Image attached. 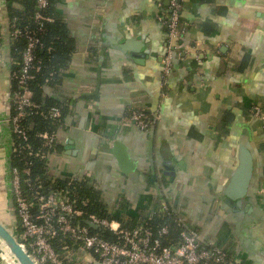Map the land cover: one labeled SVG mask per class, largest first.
Returning <instances> with one entry per match:
<instances>
[{
	"label": "crops",
	"instance_id": "1",
	"mask_svg": "<svg viewBox=\"0 0 264 264\" xmlns=\"http://www.w3.org/2000/svg\"><path fill=\"white\" fill-rule=\"evenodd\" d=\"M167 5L50 0L68 62L43 88L62 114L45 176L57 186L88 179L128 227L148 219L162 198L202 244L264 264V0H182V33L165 77ZM23 10L22 0H0V221L12 231L8 33L11 13ZM132 108L152 119L148 132L126 125ZM242 140L252 148L254 206L246 201L234 212L222 208L221 195Z\"/></svg>",
	"mask_w": 264,
	"mask_h": 264
},
{
	"label": "built area",
	"instance_id": "2",
	"mask_svg": "<svg viewBox=\"0 0 264 264\" xmlns=\"http://www.w3.org/2000/svg\"><path fill=\"white\" fill-rule=\"evenodd\" d=\"M168 17L165 25L168 31L167 51L162 59V74L167 77L171 71L172 42L182 33L180 24L182 0H167ZM49 7V0H35L32 16V30L14 29L10 40L22 41L19 69L11 76L9 105L12 115L9 124L12 132V153L18 157L11 168L12 195L14 200L15 223L13 233L16 240L29 253L36 264H243L240 252L231 255L224 247L215 244L204 245L200 242L196 230L183 225L173 207L165 202L160 205V212L170 216L178 228L171 243L163 240L170 237L169 227L160 225L155 230L139 225L125 229L116 220L100 219L88 215L70 201L63 190L45 194L36 179L31 178V169L39 159H45V152L33 151L27 144L29 136L22 127L26 116L39 112L40 105L32 100L30 82L40 74L35 50L41 44V37L46 34V24L53 20L44 14ZM14 82V87L12 85ZM61 117L60 107H52L47 119L57 120ZM126 125L135 126L140 132H148L153 125L152 119L143 111L132 108L127 111ZM26 145L20 147L14 138ZM35 138L42 145L52 149L56 135L39 132ZM28 194V195H27ZM155 215L151 212L148 220ZM91 223L99 231L113 235L115 241H108L98 234L90 232L85 224ZM64 237L70 244L62 247L60 255L54 248L52 240Z\"/></svg>",
	"mask_w": 264,
	"mask_h": 264
},
{
	"label": "trees",
	"instance_id": "3",
	"mask_svg": "<svg viewBox=\"0 0 264 264\" xmlns=\"http://www.w3.org/2000/svg\"><path fill=\"white\" fill-rule=\"evenodd\" d=\"M22 5L24 7V12L13 11L11 13V18L13 19L10 32L14 29L21 30H32L34 25L32 23V16L35 10V0H22ZM50 13V0L49 7L44 11L48 17ZM51 18V17H50ZM53 20V18H51ZM57 23H54V20L50 24H46V34L41 37V44L35 50V57L38 60V67L40 69V74L36 75L34 79L30 82V90L32 92V100L40 105L39 112L42 115L35 114V112L29 116H26L22 121V127L26 131L29 136V140L27 144L31 147V149L35 151L45 152V156L49 154V152L55 148V145L52 149H48L43 146L41 141L35 138L36 134L39 132H48V133H56V129L58 128L61 117L57 120L47 119L46 115L48 111L54 107L58 106L54 102H50L42 97L43 88L49 84H55L59 81V74H61L63 68L67 65V60L65 57L61 55L59 44L61 43L64 37V31L61 27L56 26ZM166 27V26H165ZM23 43L22 41L14 42L12 47V55H13V68H12V77L15 75L19 69L18 63L20 60V54L18 51L22 49ZM14 87V82H12ZM61 112V109H60ZM12 115V112H11ZM62 115V114H61ZM13 137V136H12ZM14 139V143H18L20 147L26 145L25 142H21ZM18 157L15 153H12V165L17 163ZM46 167V158L39 159L35 166L31 169V178L32 180L36 179L40 184L42 190L45 194L54 193L59 190H63L66 192L67 197L70 201H75L77 208L84 211L88 215H94L100 219L107 220H117L121 226L125 229H133L138 227L139 225H145L146 227L152 228L155 230L160 225H166L170 230V237L163 240L165 244L171 243V239L175 237L178 228L174 224L172 218L168 216L166 213L160 212V205L165 200L158 199V203L154 209L155 215L151 217V219L142 218L141 220L134 219V224L131 223V226H123L122 218L118 217V214H110L104 204L99 200V197L95 195L94 191L91 190V184L88 179H84L82 182L66 180L60 185H51L47 180L45 173ZM28 195V194H27ZM90 232L93 234H98L102 238L108 241H115V238L112 234L106 231H99L90 229ZM52 244L58 254L62 255V247L65 245H69L70 243L64 237H56L52 240ZM71 246V244H70ZM230 255L232 254L231 250L225 249ZM75 264V263H70Z\"/></svg>",
	"mask_w": 264,
	"mask_h": 264
},
{
	"label": "water",
	"instance_id": "4",
	"mask_svg": "<svg viewBox=\"0 0 264 264\" xmlns=\"http://www.w3.org/2000/svg\"><path fill=\"white\" fill-rule=\"evenodd\" d=\"M8 37L10 38V32L8 33ZM10 88L11 83L9 82L7 93L8 103ZM166 169L169 168L167 167ZM254 170L251 145L247 140H242L238 150V165L221 195L222 208L224 210L227 206L232 211L237 212L238 208H241L246 201L254 206V201L249 200V197L252 195V186L255 177ZM85 224L90 229L97 230V227L91 223L86 222ZM10 228L0 221V262L3 264H36L27 250L18 243ZM92 264L99 263L94 261Z\"/></svg>",
	"mask_w": 264,
	"mask_h": 264
},
{
	"label": "rangeland",
	"instance_id": "5",
	"mask_svg": "<svg viewBox=\"0 0 264 264\" xmlns=\"http://www.w3.org/2000/svg\"><path fill=\"white\" fill-rule=\"evenodd\" d=\"M264 128V127H263Z\"/></svg>",
	"mask_w": 264,
	"mask_h": 264
}]
</instances>
